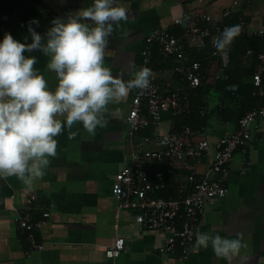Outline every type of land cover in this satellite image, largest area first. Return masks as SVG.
I'll use <instances>...</instances> for the list:
<instances>
[{"label":"crops","instance_id":"obj_1","mask_svg":"<svg viewBox=\"0 0 264 264\" xmlns=\"http://www.w3.org/2000/svg\"><path fill=\"white\" fill-rule=\"evenodd\" d=\"M207 1L208 12L215 21L229 26L238 24V18L244 17L245 24L240 26V32L244 35L248 29L264 27V0ZM234 1L237 6L233 14L223 19L221 12ZM118 3L123 4L130 15L119 22L110 37L105 64L114 75L120 74L124 79L134 78L132 63L136 69L141 67L140 52L145 47V37L152 29L161 27L180 35L181 29L173 26V18L197 8L194 0H185L183 3L179 0H118ZM90 4L91 0H4L0 10L9 14L12 23L6 32L20 42H25L23 38L27 35V43H31V36L27 33L26 24L33 12V18L39 20V27L35 30L41 34V42L45 43L53 17L75 14ZM122 32L128 35L122 37ZM24 54L36 57L33 67L43 73L49 88L54 90L58 80L55 73L47 69L49 57L38 49ZM187 54L198 60L208 72V68L215 66L204 51L187 49ZM235 67L236 61H233L229 63L228 69L233 70ZM156 68L161 88L168 85L171 88L182 87L170 63ZM217 69L214 73L220 75ZM263 82L262 74L261 86L264 90ZM248 83L255 90L251 78ZM136 91L137 88H133L126 97L107 106L105 123L97 127L95 134H89L81 122L64 129L56 137L57 155L50 157L45 175L36 179L31 188L15 176L0 178V264H264L262 125L252 130L245 155L240 150L234 151L229 165L226 196L213 205L205 204L195 241L185 261H177L174 256L159 252L165 233L139 230L132 211L117 209L110 189L115 174L128 164L125 153L127 146L126 149L123 146L126 138L125 118ZM258 97L260 100L254 104H264V94ZM200 100L207 102L205 112L208 119L200 126L203 130L196 135V140L206 138L209 143L233 132L241 113L249 110H244V103L239 99L231 100L225 96V92L212 88L202 91ZM172 118L169 111L163 112L160 125L149 129L147 133L158 135L169 132ZM200 127L193 130H199ZM72 131H76L77 135L69 139L68 134ZM152 168L162 170L164 167L155 164ZM208 169L207 157L197 167L198 175H203ZM186 182L183 171H177L166 180L170 190L176 186H186ZM32 194L36 195L38 203L30 206L26 201ZM43 211H48L50 217L43 220L44 225L35 233V238L38 243H43L44 251L29 252L24 233L19 230L15 218L29 213L31 220H41ZM203 231L228 237L239 233L244 243L240 252L229 262L217 257L211 246L203 248L196 244L197 234ZM115 238L124 240V250L117 258L108 260L105 249Z\"/></svg>","mask_w":264,"mask_h":264},{"label":"built area","instance_id":"obj_2","mask_svg":"<svg viewBox=\"0 0 264 264\" xmlns=\"http://www.w3.org/2000/svg\"><path fill=\"white\" fill-rule=\"evenodd\" d=\"M179 1L183 3L185 0ZM194 3L197 5L196 10L184 11L172 20L173 26L181 29L180 35L158 27L145 37L140 59L141 66L152 70L150 84L144 89H137L130 101L125 118L126 138L123 141L125 149L127 146L125 153L128 164L115 174L110 189L117 209L132 211L139 230L165 233L159 252L170 254L181 262L189 257L205 204L213 205L226 196L229 165L234 151L240 150L245 155L252 130L264 126V104H261L244 112L235 130L213 143H209L206 138L196 140V135L203 128L195 131L189 125L158 135L143 133V130L158 127L165 111H169L172 117L190 112V92L201 85L207 75L201 69L200 62L189 57L187 49L200 52L208 42L212 48L211 55L219 62L222 74L214 73V79L227 81L223 72L229 66V54L226 49L218 50L215 46L227 25L213 20L207 9V0H194ZM236 6L237 2H232L230 7L221 12V17L229 18ZM8 19L7 14L0 16V22ZM237 22L243 27L244 17L238 18ZM245 33L249 37H264V27L248 29ZM4 34L5 27L0 24V39ZM251 54V50L246 51L247 56ZM256 58L258 64L252 76L255 89L252 95L261 96L264 94L261 86L264 53H258ZM164 63H170L182 87L159 86L156 66ZM224 91L235 96L238 86L226 83ZM204 114L205 110H201L200 115ZM207 157L209 169L199 176L197 167ZM155 164L163 165L164 168L153 170ZM177 171L185 172L186 186H176L171 195L163 197L161 193L166 189V177L174 176ZM26 202L30 206L38 203L36 195H30ZM40 215L42 219L34 221L29 213L15 218L19 230L24 233L29 252L44 251V245L38 243L35 233L42 229L43 220L49 218L50 213L43 211ZM124 245L122 238H115L105 249V257L108 260L117 258L123 252Z\"/></svg>","mask_w":264,"mask_h":264},{"label":"clouds","instance_id":"obj_3","mask_svg":"<svg viewBox=\"0 0 264 264\" xmlns=\"http://www.w3.org/2000/svg\"><path fill=\"white\" fill-rule=\"evenodd\" d=\"M129 10L118 0H91V4L63 17L55 16L46 32V42L35 29L39 20L30 19L27 33L20 42L6 32L0 39V178L15 176L31 188L45 175L50 157L57 155L56 137L76 122L89 134L105 123L104 113L112 102L126 97L133 88L150 84L152 70L135 68L134 78L113 74L105 64V52L119 22L129 18ZM240 25L225 26L215 46L229 47L240 33ZM122 37L127 32L120 34ZM41 50L49 57L47 69L57 77L54 90L43 73L34 68L35 56L25 52ZM77 135L69 132L68 138ZM243 241L234 237L203 231L196 244L211 246L217 257L229 262Z\"/></svg>","mask_w":264,"mask_h":264},{"label":"trees","instance_id":"obj_4","mask_svg":"<svg viewBox=\"0 0 264 264\" xmlns=\"http://www.w3.org/2000/svg\"><path fill=\"white\" fill-rule=\"evenodd\" d=\"M4 2V0H0V5ZM5 13L4 10H0V16ZM29 14V12H28ZM34 13L30 14L29 20L34 17ZM9 15V14H7ZM28 19H26L27 21ZM0 24L4 25L5 33L9 29V26L12 25L10 23V18L7 21L0 22ZM229 54V63L236 61V67L233 70L226 69L225 75L227 77V81H222L221 79H214V71L216 67L219 68V62L215 57H212L211 52L212 48L210 47L209 43L206 42L205 47L202 51H204L205 55L209 54L211 57L212 64L214 63V67L208 68L210 72L207 71L201 65V69L203 72L206 73L207 79L201 83L198 87L191 90L190 92V112L188 114H183L181 116H176L172 118V129H178L182 125H189L193 129L196 127H200L205 124L206 120L208 119L207 115L204 114L203 116L200 115L201 110L206 109L207 102H202L200 100V95L202 91H209L211 88L215 90H219L221 92H225V96L230 98L231 100H238L243 104L244 103V110L251 109L256 104L255 101H259L260 98L258 95H252L253 87L251 84L248 83V79L251 78L256 70L258 61H257V54L259 52L264 51V37H257V36H250L247 37L243 33H239V35L233 40L232 44L226 48ZM251 50L252 54L250 56L246 55V51ZM264 75V73H262ZM226 83H234L238 86V92L235 96H231L228 92L224 91V87ZM264 83V82H263ZM259 104V103H258ZM258 104L256 106H258ZM245 112V111H244ZM243 112V113H244ZM241 113V114H243ZM240 114V115H241ZM242 116V115H241ZM149 129L143 130V133H147ZM168 177H166V180ZM172 189L167 188L161 193L163 197H168L172 193Z\"/></svg>","mask_w":264,"mask_h":264}]
</instances>
